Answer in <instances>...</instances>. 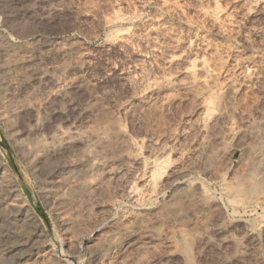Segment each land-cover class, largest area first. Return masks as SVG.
Listing matches in <instances>:
<instances>
[{"label":"rangeland","instance_id":"374dc122","mask_svg":"<svg viewBox=\"0 0 264 264\" xmlns=\"http://www.w3.org/2000/svg\"><path fill=\"white\" fill-rule=\"evenodd\" d=\"M0 264H264V0H0Z\"/></svg>","mask_w":264,"mask_h":264},{"label":"bare ground","instance_id":"6f19581e","mask_svg":"<svg viewBox=\"0 0 264 264\" xmlns=\"http://www.w3.org/2000/svg\"><path fill=\"white\" fill-rule=\"evenodd\" d=\"M55 151V150H54ZM3 174H4V172H3ZM5 175V174H4ZM154 177H155V175L154 174H152ZM151 175V176H152ZM152 176V177H153ZM5 177H6V175H5ZM154 177L153 178H150L149 177V182L151 181V186H152V189L153 188H155V189H157L156 191H161L162 190V188L164 187V184H165V182L167 183V181H165V182H163L164 181V179H163V181H159L160 179L159 178H157L156 180L154 179ZM2 178V177H1ZM3 178H4V176H3ZM170 178V177H169ZM176 179V178H175ZM162 180V179H161ZM167 180H168V178H167ZM172 181L171 182H169L170 183V186L169 187H171V186H176V185H178L179 183H181V181H179V180H173V179H171ZM5 181V180H4ZM4 183V182H3ZM10 184H12V183H10L9 182V186H10ZM14 184V183H13ZM149 184V185H150ZM7 185V184H6ZM6 185H4V186H6ZM168 185V184H167ZM256 185V184H255ZM12 186H14V185H12ZM11 186V187H12ZM177 187V186H176ZM7 189H4V191L5 190H7L8 191V187H6ZM172 188H174V187H172ZM12 188H10V190H11ZM10 190H9V192H10ZM153 191H154V189H153ZM8 195V194H7ZM7 197V196H6ZM137 198H139V197H137ZM19 210L20 209H18L16 212H17V214H16V216H19L18 214V212H19ZM21 211V210H20ZM12 212H15V211H12ZM22 212V211H21ZM29 217V216H28ZM34 248H38V243L36 242V240H33V237H27V238H21V239H17L15 242L13 241V242H8V243H6V245L4 246V253L5 254H12L14 251H16L15 252V255H18V257H23V256H25V255H27V254H30L31 252H32V249H34ZM13 255V254H12ZM11 255V256H12ZM10 256V255H9ZM9 259V258H8Z\"/></svg>","mask_w":264,"mask_h":264}]
</instances>
